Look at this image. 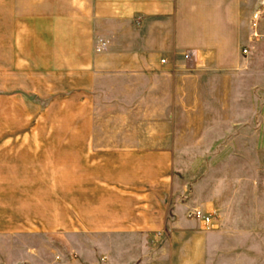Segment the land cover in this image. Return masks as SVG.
<instances>
[{
	"label": "crops",
	"instance_id": "obj_1",
	"mask_svg": "<svg viewBox=\"0 0 264 264\" xmlns=\"http://www.w3.org/2000/svg\"><path fill=\"white\" fill-rule=\"evenodd\" d=\"M25 1L0 27V71L53 96L69 134L0 137V264H239L237 188L214 165L175 163L221 159L227 122L192 99L207 75L221 79L224 40L185 33L251 27L260 0ZM193 48L203 55L190 69ZM192 208L219 214L213 227L188 219Z\"/></svg>",
	"mask_w": 264,
	"mask_h": 264
},
{
	"label": "rangeland",
	"instance_id": "obj_2",
	"mask_svg": "<svg viewBox=\"0 0 264 264\" xmlns=\"http://www.w3.org/2000/svg\"><path fill=\"white\" fill-rule=\"evenodd\" d=\"M23 1L0 0V27H15L12 20L18 16L16 5ZM210 28L211 31H188L185 37L191 44L197 45L204 43L205 36H210L211 39H207L210 43L218 35L224 40L225 46L220 49V54L227 63L211 69L222 72L221 79H212L207 75L202 82L205 95L192 97L207 107H217L210 114L227 121L217 129L220 132L221 159H178L175 163L179 171L188 167L195 174L210 170L214 165L221 173L222 183L237 188V199L233 201L236 208L231 209L229 215L240 216L246 222L228 226L248 230L246 240L238 241V263L264 264V19L258 22V37L251 38V27H236L234 30L231 27ZM0 47L2 67L5 50L1 42ZM245 48L247 54L242 52ZM199 50L197 56H202L203 49ZM233 53L240 58L238 66L230 62ZM53 103V96L23 93L20 79H8L0 71V137L69 134L68 121L62 120L63 113L52 111ZM234 131L237 142L232 138L234 142L228 144L227 140ZM0 163H5V160H0ZM237 178L238 184L235 185ZM211 215L212 222L219 216L215 213Z\"/></svg>",
	"mask_w": 264,
	"mask_h": 264
},
{
	"label": "built area",
	"instance_id": "obj_3",
	"mask_svg": "<svg viewBox=\"0 0 264 264\" xmlns=\"http://www.w3.org/2000/svg\"><path fill=\"white\" fill-rule=\"evenodd\" d=\"M264 19V0H260L257 7L254 9L251 15V38L252 37H258V32H257V25L258 22ZM244 54L248 53V50L245 48L242 51ZM184 61L185 64L188 68H191L194 66L196 57H197V52L195 49H187L184 51ZM162 64L165 63V59H162L160 61ZM186 217L190 220L197 221L201 224L202 228L205 230H209L213 227V222H212V215L203 212L199 208H192L189 209L186 212Z\"/></svg>",
	"mask_w": 264,
	"mask_h": 264
}]
</instances>
